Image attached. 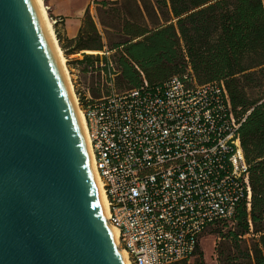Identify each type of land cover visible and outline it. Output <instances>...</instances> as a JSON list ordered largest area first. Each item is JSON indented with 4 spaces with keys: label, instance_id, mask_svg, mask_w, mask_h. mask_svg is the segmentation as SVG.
<instances>
[{
    "label": "built area",
    "instance_id": "1",
    "mask_svg": "<svg viewBox=\"0 0 264 264\" xmlns=\"http://www.w3.org/2000/svg\"><path fill=\"white\" fill-rule=\"evenodd\" d=\"M106 66L118 74L114 61ZM142 77L121 92L109 83L95 99L87 88L81 108L128 264H172L193 255L208 226L232 219L241 200L250 207L240 128L252 109L235 112L223 80L175 75L151 86Z\"/></svg>",
    "mask_w": 264,
    "mask_h": 264
},
{
    "label": "water",
    "instance_id": "2",
    "mask_svg": "<svg viewBox=\"0 0 264 264\" xmlns=\"http://www.w3.org/2000/svg\"><path fill=\"white\" fill-rule=\"evenodd\" d=\"M35 0H0V264H127Z\"/></svg>",
    "mask_w": 264,
    "mask_h": 264
},
{
    "label": "trees",
    "instance_id": "3",
    "mask_svg": "<svg viewBox=\"0 0 264 264\" xmlns=\"http://www.w3.org/2000/svg\"><path fill=\"white\" fill-rule=\"evenodd\" d=\"M100 4L97 18L102 33L86 11L76 38L65 39L66 47L54 25L65 54L105 47L114 51L119 88L140 86L142 74L151 86L175 75H194L200 84L223 80L233 110L243 114L252 109L240 128L249 165L251 205L248 208L241 200L232 219L213 223L219 225L213 233L219 238L218 264H264V0ZM102 59L107 61L106 54ZM98 60V54L84 53L74 62L85 64L83 71H87ZM202 252L198 243L193 254L202 258Z\"/></svg>",
    "mask_w": 264,
    "mask_h": 264
},
{
    "label": "rangeland",
    "instance_id": "4",
    "mask_svg": "<svg viewBox=\"0 0 264 264\" xmlns=\"http://www.w3.org/2000/svg\"><path fill=\"white\" fill-rule=\"evenodd\" d=\"M101 1H115V0H62L60 3L64 7L74 6L77 8H83L82 20L85 18L86 11H89L90 15L93 17L94 21H96V25L99 28V31L102 33V26L100 25L97 15L98 8L101 7ZM45 5H51L49 0H45ZM57 5H54L56 7ZM48 16L51 20V16H53V5L49 8ZM57 26V24H56ZM54 28V26H53ZM58 30V27H56ZM55 30V29H54ZM56 33V32H55ZM60 44V43H59ZM97 53H87L84 50L80 51L77 55H67L65 52L63 53L66 61V66L69 69V75L73 86V91L77 96L78 104L81 107L85 101V96L87 93V88H89L90 95L95 99L102 97L104 95L109 94L112 91L111 84H113V88L116 92H121L126 90L127 88H119L116 84L117 75H112V68H107L106 62L110 59L114 61L116 56L114 55V51H108V48L105 47L102 51L98 50ZM108 52V54H107ZM94 54L100 56V60L97 61L94 68L87 67V71H83V67H86L85 64H77L74 62L75 59H82L83 54ZM106 54L107 61L103 60L102 57ZM106 68V69H105ZM93 70V71H92ZM110 83V85H109ZM82 109V108H81ZM218 224H213L208 226L199 237V245L202 252V258L199 257L198 253L191 255L189 258L187 257L186 262L180 260V264H218L217 262V254H216V245L218 242V235L213 233L215 229L218 227Z\"/></svg>",
    "mask_w": 264,
    "mask_h": 264
},
{
    "label": "bare ground",
    "instance_id": "5",
    "mask_svg": "<svg viewBox=\"0 0 264 264\" xmlns=\"http://www.w3.org/2000/svg\"><path fill=\"white\" fill-rule=\"evenodd\" d=\"M36 3L38 4L39 8H40V11H41V15H42V20H43V23L45 25V28H46V33H47V39L49 40V43H50V48H51V51L54 55V58L55 60L57 61L58 63V67L63 75V78L68 86V89H69V92H70V95H71V98H72V101L73 102V105H74V109H75V113H76V116L78 117V120L81 122L82 126H83V136H84V140H85V143L88 145V148L90 150V155H91V159H92V163H93V167H92V170H93V173L96 177V181H97V185H98V189H99V194L101 196V198L103 199V204H104V208H105V212H106V215H108V208H107V199L105 197V194H104V190H103V186H102V182H101V179L99 177V174L96 170V167H95V163H94V159H93V154H92V150L90 148V142H89V139H88V134H87V131H86V123H85V117H84V113L81 109V107L79 106L78 104V99H77V96L76 94L74 93L73 91V86L72 85V82H71V79H70V75H69V72H68V68L66 66V59L63 55V50L62 48L60 47V44L58 42V39H57V36H56V33L54 31V28H53V24H52V21L49 19V16H48V9L45 5V2L44 0H35ZM85 52L87 53H97L99 52L98 50H90V49H87L85 50ZM107 219V217H106ZM110 225V224H109ZM110 228L112 230V233H113V236L115 238V241L118 243V229L115 228L114 226L110 225ZM118 247H119V244H118ZM120 250H122L120 248ZM123 252V256H124V259L126 261V263L128 264V259H127V254L124 250H122Z\"/></svg>",
    "mask_w": 264,
    "mask_h": 264
},
{
    "label": "crops",
    "instance_id": "6",
    "mask_svg": "<svg viewBox=\"0 0 264 264\" xmlns=\"http://www.w3.org/2000/svg\"><path fill=\"white\" fill-rule=\"evenodd\" d=\"M49 2L51 4L49 5L50 7L53 5V16L59 17L62 20L57 24V27H58V31L60 32V35L62 36V44L67 47V42L65 39L76 38L79 29L82 25L83 20L81 15L83 13V8L76 9L74 6L64 7L60 4L62 0H49ZM54 5L57 6L54 7ZM77 54L79 53H74L70 55H77Z\"/></svg>",
    "mask_w": 264,
    "mask_h": 264
}]
</instances>
